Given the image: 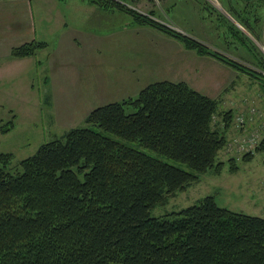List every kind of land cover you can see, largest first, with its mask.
Segmentation results:
<instances>
[{
  "label": "trees",
  "instance_id": "obj_1",
  "mask_svg": "<svg viewBox=\"0 0 264 264\" xmlns=\"http://www.w3.org/2000/svg\"><path fill=\"white\" fill-rule=\"evenodd\" d=\"M88 1L123 11L133 24L156 28L198 55L260 74L126 0ZM263 4H252L254 20ZM237 16L260 37L248 18ZM46 46L31 39L12 46L9 56H32ZM231 120L232 110L220 109L218 98L183 80L162 79L93 107L84 125L41 143L15 171L12 153L0 151V264H264L262 217L220 206L212 195L151 213L199 173L219 166Z\"/></svg>",
  "mask_w": 264,
  "mask_h": 264
},
{
  "label": "rangeland",
  "instance_id": "obj_2",
  "mask_svg": "<svg viewBox=\"0 0 264 264\" xmlns=\"http://www.w3.org/2000/svg\"><path fill=\"white\" fill-rule=\"evenodd\" d=\"M125 3L137 11L151 12L154 19L189 36L187 24L197 27L204 22L201 33L197 31L193 38L263 75L255 77L240 72L209 55H198L182 47L183 61H171L172 66L167 69L171 81L183 80L199 92L218 98L220 109L232 110V120L225 134L226 143L217 155L219 166L199 173L196 182L177 191L165 205L152 209V215H161L212 195L220 206L264 218V4L258 6L260 14L259 10L255 11L258 18L254 20L255 0H229L228 4L225 0H126ZM201 6L208 9L207 18ZM237 12L260 30L259 38L241 24ZM201 18H205L203 22ZM236 29L243 37L239 38L234 31L232 34ZM141 36L148 39L145 34L140 33ZM153 39L161 50L171 52L170 45ZM171 39L183 46L179 40ZM31 73L30 78L22 74L13 82L0 80V128L9 120L13 122L8 130H0V151L12 153L13 171L18 161L34 154L41 143L72 127L77 119L72 115H79V109L84 108L77 96L75 100L71 97L73 78H61L52 84L38 78L35 70ZM50 91L52 99L46 101V92L50 94ZM77 125L84 122L73 126ZM173 163L186 169L180 162Z\"/></svg>",
  "mask_w": 264,
  "mask_h": 264
},
{
  "label": "crops",
  "instance_id": "obj_3",
  "mask_svg": "<svg viewBox=\"0 0 264 264\" xmlns=\"http://www.w3.org/2000/svg\"><path fill=\"white\" fill-rule=\"evenodd\" d=\"M201 8L207 18L208 9ZM202 26L204 22L197 27L187 24V33L196 36ZM155 29L133 24L127 13L88 0H0V80L13 82L22 74L30 78L31 70L52 84L73 78L71 97L77 96L84 106L79 115H72L77 118L73 126L97 105L134 96L150 82L171 80L167 69L171 61H183L184 48ZM152 37L170 45L171 52L161 50ZM31 39L48 46L32 56H9L12 46ZM46 95L52 99L51 91Z\"/></svg>",
  "mask_w": 264,
  "mask_h": 264
}]
</instances>
